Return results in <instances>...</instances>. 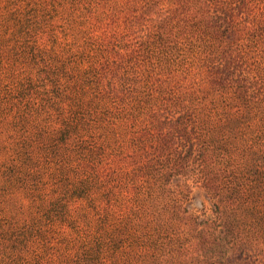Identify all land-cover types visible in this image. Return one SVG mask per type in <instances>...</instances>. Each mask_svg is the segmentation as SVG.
Segmentation results:
<instances>
[{
    "label": "trees",
    "instance_id": "16d2710c",
    "mask_svg": "<svg viewBox=\"0 0 264 264\" xmlns=\"http://www.w3.org/2000/svg\"><path fill=\"white\" fill-rule=\"evenodd\" d=\"M253 254L264 0H0V264Z\"/></svg>",
    "mask_w": 264,
    "mask_h": 264
},
{
    "label": "rangeland",
    "instance_id": "374dc122",
    "mask_svg": "<svg viewBox=\"0 0 264 264\" xmlns=\"http://www.w3.org/2000/svg\"><path fill=\"white\" fill-rule=\"evenodd\" d=\"M201 202L204 203L205 211L207 212V214L210 213V203L208 199L205 197L204 193L199 191L197 188H194L191 191L188 203L194 211H197ZM248 262L250 264H260L259 257H257V255L255 254L248 256Z\"/></svg>",
    "mask_w": 264,
    "mask_h": 264
}]
</instances>
